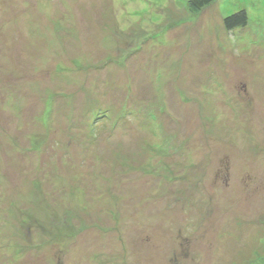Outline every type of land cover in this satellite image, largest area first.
<instances>
[{
    "label": "rangeland",
    "instance_id": "1",
    "mask_svg": "<svg viewBox=\"0 0 264 264\" xmlns=\"http://www.w3.org/2000/svg\"><path fill=\"white\" fill-rule=\"evenodd\" d=\"M0 264H264V0H0Z\"/></svg>",
    "mask_w": 264,
    "mask_h": 264
},
{
    "label": "trees",
    "instance_id": "2",
    "mask_svg": "<svg viewBox=\"0 0 264 264\" xmlns=\"http://www.w3.org/2000/svg\"><path fill=\"white\" fill-rule=\"evenodd\" d=\"M216 0H188L189 11L194 14L201 13L205 8L214 4ZM248 23V17L245 12H241L224 20L227 30H233L237 27H245Z\"/></svg>",
    "mask_w": 264,
    "mask_h": 264
}]
</instances>
